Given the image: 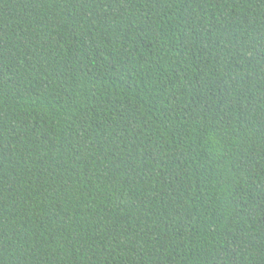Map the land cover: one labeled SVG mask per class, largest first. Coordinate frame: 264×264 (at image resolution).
<instances>
[{
    "label": "trees",
    "instance_id": "obj_1",
    "mask_svg": "<svg viewBox=\"0 0 264 264\" xmlns=\"http://www.w3.org/2000/svg\"><path fill=\"white\" fill-rule=\"evenodd\" d=\"M0 264H264V0H0Z\"/></svg>",
    "mask_w": 264,
    "mask_h": 264
}]
</instances>
